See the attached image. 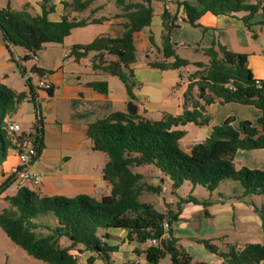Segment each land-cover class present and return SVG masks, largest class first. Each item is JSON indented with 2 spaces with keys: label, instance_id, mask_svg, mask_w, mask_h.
Returning <instances> with one entry per match:
<instances>
[{
  "label": "trees",
  "instance_id": "16d2710c",
  "mask_svg": "<svg viewBox=\"0 0 264 264\" xmlns=\"http://www.w3.org/2000/svg\"><path fill=\"white\" fill-rule=\"evenodd\" d=\"M93 1L73 0L66 5L82 11ZM115 2L122 10L120 16L124 19L123 35L97 36L88 44L74 45L70 53L80 60L90 51L97 52L93 59V69L117 76L129 97L134 99V89L140 85L134 73L137 62L135 33L151 24L154 8L151 0ZM172 3L176 5V10L165 8L162 13V47L159 50L164 60L150 62V65L161 69H180L191 63L177 54L176 44L171 38L173 30L180 26V18L193 27H199L198 20L207 12L228 15L243 20L247 30L253 32L252 18L258 12L264 15V0H172ZM42 8V14L33 13L29 4L15 10L9 2L6 7L0 8V31L9 47L19 46L25 49V61L33 59L34 54L45 44L62 43L73 28L89 22L87 19L70 18L67 14L60 21H51L48 18V14L54 10L51 0H43ZM181 9L185 16L180 15ZM242 12L244 14L239 16ZM261 23L264 24V20ZM150 42L155 45L153 36H150ZM204 51L209 57V63L205 65L206 68L201 72L197 83L205 103L210 104L221 98L223 102L253 104L264 111V83L260 80L262 86H257L253 72L247 66L248 54L233 51L216 40ZM105 54L115 59L103 60ZM197 64L204 65L201 62ZM31 70L42 75V70L36 65ZM229 83L234 85V89L227 86ZM92 86L104 93L109 90L106 81L93 82ZM48 91L53 94L52 87ZM189 93L190 88L185 92V101ZM29 94L36 103V92L32 84ZM27 97V92H17L0 78V165L12 150L20 152L32 145L37 151L32 159H38L43 151V118L39 114L31 132L19 134L10 129V119ZM197 107L195 103L192 110L186 108L178 116L165 115L160 120L116 111L106 118L90 123L86 133L94 142L93 148L109 156L103 169V177L112 185L111 193L101 199L88 194L73 197L41 195L22 186L15 195L7 197L11 206L0 212V227L28 254L49 264H80L78 256L71 253L78 245L83 246L78 249L79 252L90 253L85 264H95L97 259L105 264H117L111 256L116 247L103 240L110 236L105 232L106 229L125 228L128 230L129 240L145 242L150 237L160 238L167 220L171 224L170 237L146 250L147 261L158 264L161 258L170 255L171 264H211L195 261L179 244V239L173 236L172 230L173 222L179 220L182 203H206L190 195L181 200L177 212H161L153 204L140 200L144 189L140 185L143 176L132 170L134 166L153 164L172 180L174 190L190 181L193 185H201L213 191L223 180L232 179L241 183L244 195L255 194L264 198V170L246 166L237 169L234 164L238 150L264 148V117L257 122L242 120L238 128L233 125L234 118L229 117L221 125L215 126L209 137L196 144L191 152H187L181 146L186 131L173 127L189 122L196 125L207 124L209 118ZM12 180V176L6 179L0 186V192ZM146 189L158 192L161 185H148ZM255 210L261 218L264 230V202L255 207ZM47 214H52L57 219L55 226L36 221L39 215ZM62 237L69 238L71 244L62 246ZM198 241L207 250L222 258L220 264H258L264 261V242L248 243L243 249L235 245L222 249L210 239Z\"/></svg>",
  "mask_w": 264,
  "mask_h": 264
},
{
  "label": "crops",
  "instance_id": "0c3cea01",
  "mask_svg": "<svg viewBox=\"0 0 264 264\" xmlns=\"http://www.w3.org/2000/svg\"><path fill=\"white\" fill-rule=\"evenodd\" d=\"M42 1L0 0V8L6 7L9 2L15 10H20L24 5L29 4L33 13L42 14ZM72 1L51 0L54 10L48 14V18L51 21H60L67 14L70 18L87 19L89 20L88 24L73 28L62 43L45 44L38 52V58L31 59L32 64H29L30 60H24L25 49L19 46L9 47L0 31V78L3 83L17 92L28 93V97L10 119L11 123H18L21 126V130L17 133L31 132L36 124L38 114L43 118V151L38 159H32L26 165L27 169L41 172L43 176L39 183L25 186L41 195L73 197L79 194H88L96 199H101L110 194L112 190V185L103 177V169L109 156L107 153L93 148L94 142L87 136V128L90 123L106 118L113 112H127L126 103L132 98L129 97L117 76L93 69V59L96 58L97 52L90 51L85 57L77 60L71 55L70 50L74 45L88 44L100 35L122 36L124 19L120 16L122 10L115 0H94L88 8L82 11H77L71 5H66ZM151 1L154 8L152 22L135 33L137 62L134 65V73L140 85L134 89L135 98L132 100L138 105L137 114L151 120L163 118L165 115L178 116L186 108L192 110L196 103L197 108L209 118L208 123L196 125L189 122L173 127L186 131L181 144L183 143V146L187 147V152H191L196 144L210 136L215 126L221 125L229 117L234 118L233 125L236 128L239 127V122L242 120L257 122L259 118L264 117V111L253 104L223 102L221 98L206 104L200 96L197 83L201 78V72L206 68L205 65L209 63V57L204 50L212 46L215 40L227 45L233 51L247 53V66L252 70L254 78L262 80L264 83V55L251 51L256 46L253 44L254 42H251L249 31L243 20L238 17L207 12L198 20L200 26L193 27L180 18V26L173 30L171 38L176 44L177 54L188 59L191 63L185 68L161 69L150 65V62L164 60L159 50L162 47V13L165 8L175 11L176 5L172 3V0ZM259 13L252 18L253 33L259 32L261 26L264 25L261 23L264 20V15ZM180 15L185 16L182 9ZM99 19L101 21H95ZM150 36L154 38V46L151 45ZM180 51H185L193 56L198 55L201 58L182 56ZM114 59L115 57L109 54L103 56V60L106 61ZM171 60L169 59V61ZM198 62L204 65L199 66ZM33 65L42 70V75L31 70ZM115 77L122 84L116 82ZM41 80L51 84L52 95L40 86ZM104 81L109 85L107 93L92 86L93 82ZM29 84L35 88L36 103L32 101L29 94ZM189 88L190 93L185 101V92ZM176 89H180L179 93L176 92ZM206 93H209L208 90ZM200 126L205 129L202 139L185 140L193 131H196L195 127ZM65 157L67 159H64ZM19 163V151L12 150L0 165V186L11 176L12 169ZM234 164L237 169L246 166L264 170V148L238 150L234 157ZM141 166L156 167L153 164ZM132 170L143 176L140 185L144 189L140 194V200L153 204L152 201H144L141 197L145 192L152 193L146 189V186L158 187L160 186L159 180L163 184V176L161 178L150 177L148 175L150 170L139 172L133 167ZM156 172L159 175H164L158 167H156ZM223 182L228 186L219 188L222 187ZM162 186L161 190H165ZM20 187L22 186L12 180L6 189L0 192V203H9L7 197L15 195ZM159 192H153L154 195L150 196V199L156 197ZM208 193L205 199H199L206 204H198L193 201L182 204L179 220L172 224L173 236L179 239V244L181 241L178 231L187 230L188 226L197 229L204 226L206 232L203 238L210 239L212 243L214 240L220 239L221 246L214 244L222 249L229 245L243 249L248 243L263 242L260 241V237L263 235L258 232L259 214L255 210V207L261 206L263 202L259 205L254 201L252 195H244L241 183L232 179L223 180L215 190H210ZM166 205L167 209L163 212L175 213L178 211H174L170 204L166 203ZM154 207L156 208L155 205ZM36 221L50 224L46 220ZM105 232L110 236L103 240L110 246L116 247L111 253L115 263L146 264L148 262L146 250L150 246L146 241L129 240L128 230L125 228H108ZM60 242L64 247L71 244L67 237H62ZM198 243L200 242L198 241ZM182 246L194 259L195 255L187 249L192 245ZM79 248H83V246L78 245L71 250V253L78 256L80 264H85L90 253L88 251L79 252ZM207 251L201 260L197 261L211 264L222 262L219 255ZM95 264L105 263L101 259H97ZM258 264H264V261Z\"/></svg>",
  "mask_w": 264,
  "mask_h": 264
},
{
  "label": "rangeland",
  "instance_id": "374dc122",
  "mask_svg": "<svg viewBox=\"0 0 264 264\" xmlns=\"http://www.w3.org/2000/svg\"><path fill=\"white\" fill-rule=\"evenodd\" d=\"M243 14H244V12L240 13L239 16H242ZM259 14H262V12H260ZM249 35L251 38L250 39L251 42H254L253 44H255V46H256L251 51H255V54L264 55V25L261 26V29L259 30V32L253 33L252 31H249ZM180 54L182 56H186L189 58L190 57L191 58L195 57L198 59L201 58V56H198V55L193 56L192 54H190V53L188 54L185 51H182V52L180 51ZM32 63L33 62L30 60L29 64H32ZM115 80H116V82H119V84H122L117 77H115ZM179 91H180V89H176L177 93H179ZM154 119L160 120L161 118H154ZM24 128L25 127L23 126V129ZM195 128H196L195 129L196 131H193L191 133V135H189L185 138V140L189 141L192 139H202L203 138V136L205 134V129H203L201 126L195 127ZM181 146L184 150L187 149L186 146H183V143L181 144ZM133 169L137 170L139 172H144L145 170H150V172L148 173V175L150 177L158 176L161 178V176H163V178H164L163 184L161 183L160 180L158 183H159V185H163L162 187H164L165 190H160V192L158 193V195H156V197L151 198L152 200L150 199V196L154 195V193L152 191H150V192H152V193H150L151 195L149 193L145 192L143 194V196L141 197V199L144 201H152V203L156 206V208L162 212L167 209L166 203L170 204V206L172 207V209L174 211H177L179 206H180L181 200L188 198L190 195L197 197L200 200H203L209 194L208 192H210V190L207 187H204L201 185H193L190 181L184 182V184L180 188L174 190L173 186H172L173 185L172 180L169 177H166V176L164 177V175H159L156 172V167H154V166H152V167H148V166L133 167ZM228 180H231V179H228ZM225 184L226 183L223 182V185L221 184L222 187H219V188H226L228 185H225ZM252 197H253L254 201L256 203H258L259 205L262 202H264V198L261 195H255L254 194V195H252ZM8 204L9 203H7V202L0 203V212H2L5 209L10 208V204H9V206H8ZM184 205H187V204H184ZM36 220H43V221L46 220L50 223V225H53V226H55L57 223V219L52 214L39 215L36 218ZM259 222L260 223L258 226V232H259V234L263 235L262 237H260V241L264 242V240H263L264 239V230L262 228V222H261L260 217H259ZM205 232H206V229L204 228V226L201 229L190 228L188 226L187 230L178 231V235L180 237L181 244L182 245H186V244L192 245L191 248H187V249L189 251H191L192 254L195 255L194 256L195 261L201 260V258L205 254V252H208L202 243H198L199 239H204L203 235ZM214 243L218 244L220 246L222 245V241L220 239L214 240ZM0 264H48V263L45 261H42L40 259H37V258L31 256L30 254H28L26 250H24L22 247L15 244L8 237V235L5 233V231L0 227ZM146 264H153V263L147 262ZM158 264H171L170 255H166L163 258H161V260L159 261Z\"/></svg>",
  "mask_w": 264,
  "mask_h": 264
},
{
  "label": "built area",
  "instance_id": "2783aa9c",
  "mask_svg": "<svg viewBox=\"0 0 264 264\" xmlns=\"http://www.w3.org/2000/svg\"><path fill=\"white\" fill-rule=\"evenodd\" d=\"M33 58H38V53L34 54ZM257 86L261 87L262 83L259 79H256ZM40 86L46 90L51 88V84L45 80L40 81ZM227 86L234 89V85L229 83ZM10 129L16 132L21 130V126L18 123H10ZM37 154L36 149L32 145H28L23 151L19 152L20 163L12 169V179L19 185L25 186L27 184H37L41 181L43 173L37 171H31L27 169L26 165ZM171 224L169 221L164 222V232L160 238L150 237L146 240L149 246H157L162 240L170 237L169 230Z\"/></svg>",
  "mask_w": 264,
  "mask_h": 264
},
{
  "label": "water",
  "instance_id": "95a60500",
  "mask_svg": "<svg viewBox=\"0 0 264 264\" xmlns=\"http://www.w3.org/2000/svg\"><path fill=\"white\" fill-rule=\"evenodd\" d=\"M126 110L129 114L136 115L138 113V105L135 103L134 100L131 99L126 103ZM64 159L67 158L65 157Z\"/></svg>",
  "mask_w": 264,
  "mask_h": 264
}]
</instances>
